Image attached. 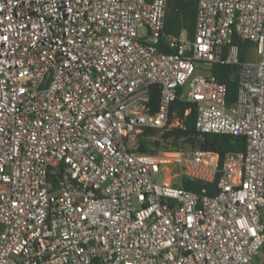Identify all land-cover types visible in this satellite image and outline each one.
Instances as JSON below:
<instances>
[{"label": "built area", "instance_id": "built-area-1", "mask_svg": "<svg viewBox=\"0 0 264 264\" xmlns=\"http://www.w3.org/2000/svg\"><path fill=\"white\" fill-rule=\"evenodd\" d=\"M166 10L0 0V264H251L263 252L264 0H197L193 40L171 38L169 53ZM234 40L251 44L244 60ZM198 62L237 68L233 104ZM177 99L194 105L197 132L242 137L245 151L221 166L210 151H137L145 129L181 126ZM176 168L179 185L154 181ZM218 174L214 196L182 186Z\"/></svg>", "mask_w": 264, "mask_h": 264}, {"label": "trees", "instance_id": "trees-1", "mask_svg": "<svg viewBox=\"0 0 264 264\" xmlns=\"http://www.w3.org/2000/svg\"><path fill=\"white\" fill-rule=\"evenodd\" d=\"M197 0H167V10L164 27L160 37L158 49L160 51L171 52L167 47V42L173 37L185 34L191 41L195 33ZM240 50L241 59H245V53L251 47L249 42L234 40ZM209 74L221 84L227 87L226 105L234 103L237 93V68L230 65L213 64L209 67ZM159 102V90L153 88L151 91V112L154 113ZM177 120L180 127L171 130H156L147 128L139 137L137 151L143 153H155L162 148L171 149H191L217 153L220 157V166L227 154L243 153L245 151V139L229 135H215L199 133L195 129V109L194 105L186 103L181 99L175 100L170 107V121ZM152 146L154 148H152ZM161 148V149H160ZM218 174L213 182H204L185 178L182 181L184 189L202 193L205 190L209 196L217 193ZM264 224V215L262 218ZM264 251V246H263ZM261 264H264L262 262Z\"/></svg>", "mask_w": 264, "mask_h": 264}, {"label": "rangeland", "instance_id": "rangeland-1", "mask_svg": "<svg viewBox=\"0 0 264 264\" xmlns=\"http://www.w3.org/2000/svg\"><path fill=\"white\" fill-rule=\"evenodd\" d=\"M143 33V31H141ZM257 59V56L255 55V50L253 51L252 53V56H251V59L252 61H255ZM206 65L201 63V62H198L197 65H196V71L195 73L197 74H202V75H207L208 74V71L206 69ZM152 148H154L152 146ZM161 149V148H160ZM163 149V148H162ZM161 149V150H162ZM164 150V149H163ZM166 150V149H165ZM168 151V149L166 150ZM177 172V168L176 169H173L171 171V173H167V171H164V170H161L157 175L154 176V181L160 185H163L168 177V175L170 177H172L175 173ZM171 181L175 184V185H179L178 181L175 180V178H171ZM264 251L260 254H258L256 257L253 258L251 264H260L264 258Z\"/></svg>", "mask_w": 264, "mask_h": 264}]
</instances>
